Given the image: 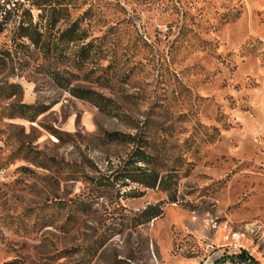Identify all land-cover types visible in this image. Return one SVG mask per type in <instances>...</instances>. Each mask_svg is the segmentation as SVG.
I'll list each match as a JSON object with an SVG mask.
<instances>
[{"label":"rangeland","instance_id":"374dc122","mask_svg":"<svg viewBox=\"0 0 264 264\" xmlns=\"http://www.w3.org/2000/svg\"><path fill=\"white\" fill-rule=\"evenodd\" d=\"M48 2L0 0V264H264V0Z\"/></svg>","mask_w":264,"mask_h":264},{"label":"trees","instance_id":"16d2710c","mask_svg":"<svg viewBox=\"0 0 264 264\" xmlns=\"http://www.w3.org/2000/svg\"><path fill=\"white\" fill-rule=\"evenodd\" d=\"M43 3L41 5H50V12L52 13H57L59 12L58 9H56V5L55 6H51V4H49L50 0H42ZM56 4L61 5L62 3L57 2ZM14 9H4L3 13L4 15L10 14L11 10H15L17 11V9L15 8V5L13 6ZM25 30H28V37L34 39L33 36H40V33L37 31L36 26H33L32 24L28 25ZM82 34H84V31H80L77 32V30H75L74 27H71L67 30H65V32L63 33V35H71L70 38H72L73 36L82 39ZM72 40V39H70ZM70 94L80 100H85L88 102H91L95 107H97L100 111L102 112H111L110 110H112L110 107V101H108L107 99H105L104 97H102L101 95L90 91V90H84V89H77V88H71L69 90ZM32 107L27 106V105H20L18 107V110L20 113L23 114L25 109H30ZM110 138H112L113 140H122V135L120 134H111L109 135ZM124 138H128V139H132V137H130L129 135ZM136 156H138V161H136L134 164L139 163V162H147L148 160V156L141 150V147L139 149H137L136 151ZM126 178H130L133 182H137V183H141L144 184L146 187H161L164 191L169 190V186L172 182V176L171 175H167L164 178H160L158 179L157 175L154 172L151 171H147L146 169H143L142 167H138L135 166V168H133L132 172H129ZM135 178H139V179H135ZM170 195V202L174 203L175 202V197L172 194ZM162 213V208L160 205H156L153 207H148L147 209H145L142 212L141 217H145V221H151L152 219L158 217L159 215H161ZM248 259L247 257L241 255L239 257V261L242 262H246Z\"/></svg>","mask_w":264,"mask_h":264}]
</instances>
